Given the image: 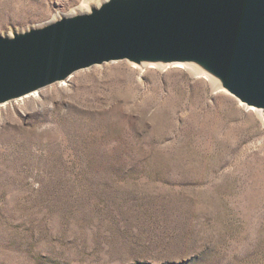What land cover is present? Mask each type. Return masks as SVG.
Segmentation results:
<instances>
[{
  "label": "rangeland",
  "instance_id": "1",
  "mask_svg": "<svg viewBox=\"0 0 264 264\" xmlns=\"http://www.w3.org/2000/svg\"><path fill=\"white\" fill-rule=\"evenodd\" d=\"M82 1L0 0V34ZM61 82L0 105V264H264L259 112L184 65Z\"/></svg>",
  "mask_w": 264,
  "mask_h": 264
},
{
  "label": "water",
  "instance_id": "2",
  "mask_svg": "<svg viewBox=\"0 0 264 264\" xmlns=\"http://www.w3.org/2000/svg\"><path fill=\"white\" fill-rule=\"evenodd\" d=\"M113 61L190 67L264 113V0H102L0 34V105Z\"/></svg>",
  "mask_w": 264,
  "mask_h": 264
},
{
  "label": "bare ground",
  "instance_id": "3",
  "mask_svg": "<svg viewBox=\"0 0 264 264\" xmlns=\"http://www.w3.org/2000/svg\"><path fill=\"white\" fill-rule=\"evenodd\" d=\"M97 1H99V2H101L100 0H97ZM97 1H94V0H83L77 7H75L70 13H74V12H85V11H87L88 10V7H89V5H97L99 2H97ZM70 13H67V14H70ZM61 14H59L58 16H60ZM57 16V17H58ZM56 17H54L53 19H55ZM53 19H51V20H53ZM50 21V20H49ZM174 65H180V64H174ZM180 66H182V65H180ZM195 74H197V73H195ZM198 75H200V74H198ZM67 80V79H66ZM61 82V81H60ZM60 85H62V86H65V85H67V84H65L64 82H61V84ZM34 93H36V92H32V93H30V94H28L27 96H29V95H31V94H33L32 96L33 97H35V96H37L38 94H34ZM244 106V105H243ZM244 107H246V106H244ZM246 108H250V107H246ZM253 109V108H252ZM262 116L264 117V113L262 114Z\"/></svg>",
  "mask_w": 264,
  "mask_h": 264
}]
</instances>
